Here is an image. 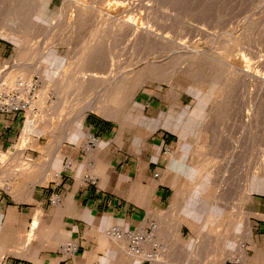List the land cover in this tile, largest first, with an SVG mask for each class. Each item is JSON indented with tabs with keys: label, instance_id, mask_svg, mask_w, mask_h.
Here are the masks:
<instances>
[{
	"label": "rangeland",
	"instance_id": "374dc122",
	"mask_svg": "<svg viewBox=\"0 0 264 264\" xmlns=\"http://www.w3.org/2000/svg\"><path fill=\"white\" fill-rule=\"evenodd\" d=\"M46 1L49 18L40 20L27 54H18L17 43L0 36L8 45L0 72L24 61L42 65L55 55L56 63L61 64L53 72L59 80L66 79L64 85L72 81L74 91L54 108L56 89H51L46 106L37 104L38 113L27 133L24 121L29 114L22 115L18 136L24 142L0 161L2 198L28 202L31 184H47L54 179L51 161L59 154L60 144L69 140L79 143L84 138L77 139L74 125L80 110L122 126L116 118L91 110V104L108 103L107 80L154 64L161 72H152L133 100L151 91L170 96V101L176 100L187 111V137L180 139L178 149L169 146V154L164 148L163 155L171 162L185 159L196 170L192 189L147 215V227L152 226L163 247L162 264H219L224 259L225 264H231L237 260L227 258L241 256L237 247L243 238L238 237L240 243H217V239L224 230L241 232L245 213L254 209L253 197L252 204L247 203L248 194L264 193L259 190L264 188V0H80L93 19L84 37L74 44L52 38L70 20L68 0ZM12 3L0 11V27L14 19L38 15L36 0ZM110 15L126 19L127 25L119 33L106 36ZM138 24L150 28L148 39L135 38L131 28ZM187 47L201 54L202 60L196 65L182 57ZM220 66L226 70L222 72ZM240 69L262 80L244 79L237 74ZM28 70L14 76L29 79L41 75L33 68ZM0 81V87L10 88L3 79ZM132 81L116 107L128 97ZM42 88L43 83L40 91ZM90 132L85 126L83 133ZM44 172L45 177L51 172L50 179L42 180Z\"/></svg>",
	"mask_w": 264,
	"mask_h": 264
},
{
	"label": "crops",
	"instance_id": "0c3cea01",
	"mask_svg": "<svg viewBox=\"0 0 264 264\" xmlns=\"http://www.w3.org/2000/svg\"><path fill=\"white\" fill-rule=\"evenodd\" d=\"M7 46L1 39L0 62ZM143 94L133 102L136 118L130 127L85 115L82 130L86 126L99 136L98 147L86 149L84 138L62 142L52 163L54 179L31 184L30 201L0 195V264H148L133 260L126 243L113 240L109 229L147 226L151 210L165 208L175 195L194 187L196 170L185 159L171 162L163 155L166 146L178 149L180 139L187 137V111L174 96L172 102L165 94ZM21 118L0 116V161L24 142L18 136ZM25 118L27 133L29 115ZM55 194L61 196L59 203L50 200ZM253 204L246 256L231 264H264V193L253 195ZM70 241L77 246L68 254L59 245Z\"/></svg>",
	"mask_w": 264,
	"mask_h": 264
},
{
	"label": "bare ground",
	"instance_id": "6f19581e",
	"mask_svg": "<svg viewBox=\"0 0 264 264\" xmlns=\"http://www.w3.org/2000/svg\"><path fill=\"white\" fill-rule=\"evenodd\" d=\"M11 4H13L12 0H0V11L7 10L9 8V5H11ZM85 5L86 4L82 3L80 0H68V8L70 10V20H68L67 23L63 25L64 27H62L59 31L54 33V36H52L53 39L55 38L54 40L64 38L65 40H67L69 42V44H74L76 42H78V43L80 42V39L84 37L85 28H87V26L89 25V23L93 19V15L91 13L87 14L85 12V10H86V8L84 7ZM46 6H47L46 0H39L38 2L36 0L34 7L36 8V11H38V15L33 16V14H30L29 17H26V19L21 20V21H17L14 19V20H12L13 22L6 23L0 27V36L6 37L9 40L17 43L18 54L25 55L28 53V51H29L28 45H29L31 39H33L35 29L39 27L40 20L43 18H49ZM106 13L107 12H104V14H106ZM117 15H110L109 20L111 23H108V29L106 30V33H105L106 36H110V35L114 34L115 32H116L115 34H117V32L119 33L122 30V28L127 25V23H126L127 20L124 18H121ZM130 24H131V22H130ZM132 29H133L132 33L136 36L135 38L138 41H143V40L148 39V37L152 33L150 28H143V26H139V24H138V26L134 25V27L131 28V30ZM98 40H100V39H98ZM104 45H105V43H104ZM102 47H103V45H102ZM89 48H90V46H89ZM99 53H100V51H99ZM101 53H103V52H101ZM84 55H86V54H84ZM182 57L189 60L190 65L192 63L194 64L196 62L199 63L202 60L201 54L197 50H195L194 48H191V47H187L184 50ZM179 58L181 59V57H179ZM56 59L57 58L55 57V55H53L51 60L43 63L42 65H37L34 62H33L34 64L33 63H25V61H24L23 64H19L17 66L15 65V67H13V68H11V66H10L9 69L7 70V72H5V73L0 72V79H3L6 82L7 87L12 88L14 80L17 77V76H14V74L16 72H24L25 74H27V72L29 71L28 69L33 68L35 71H37L38 73L41 74L40 76H41L42 83H43V88L39 93V100H38L37 104L39 105L40 108L45 107L46 106L45 104L48 101L49 92L51 91V89H56V91H55L56 94L54 93L55 94V96H54L55 100H53L54 102L52 103V107H54V108L59 107V104L66 102L68 99V95L74 91V86H73L74 84H72V81H70L71 85H64L63 83L65 82L66 79H60L59 80L58 77L55 75V73L53 72V68L55 66L61 64V63L57 64ZM38 60H39V58H38ZM214 61H216V60H214ZM194 65H196V64H194ZM225 65L227 66L229 64H225ZM220 67H218V68L220 69ZM223 67H224V65H223ZM223 67H221V68L223 69ZM191 68H192V66H191ZM228 68H229V66H228ZM236 69H238V67ZM225 70H226V68L223 69L222 72H224ZM241 70H243V69H240V71L237 74L239 76H242L243 78L249 77L251 80L253 79L252 81H254V79H256L258 81L262 80L260 78H257L258 76L257 77H255V76L251 77V73L246 71V70H244L245 72L242 73L243 71H241ZM152 72L158 73L161 71H160L159 67L156 68L154 64L152 65L149 63L146 66H144L143 68L132 71L129 74L121 75V76H117V77L115 75L113 79H110L109 81L107 80L106 84L104 85L105 89H106V94H107V96L105 97L106 98L105 100L108 103L102 104L100 101L94 102L91 104V110H96L100 113H103L106 117L116 118L118 121L121 122L122 128H127V125L130 123V121L132 119L136 118V114L134 113V111L132 109V105L134 102L133 96L136 94L137 90L138 91L140 90L139 88L143 87L144 82L146 80H148L147 78H151L150 74ZM218 72L220 73L219 70H218ZM242 77H239V78H242ZM131 78H133V81H132V85L129 87L128 97L121 102V103H123L121 105V107H116L115 104L117 103L119 98H121L120 96L123 94L124 89L128 86ZM254 82H256V81H254ZM263 83H264V81H263ZM251 84H252V82H251ZM200 88L201 87H198L199 92L201 91ZM80 108L82 109L83 107L80 106ZM37 111L36 112H29V121L30 122L28 123V126H27L28 130L30 128L31 122L34 119L33 118L34 114L38 113ZM86 113H87V111L82 109L79 111L78 115L76 116L77 119L75 120L74 125L78 129V130L76 129L77 134H78L77 139H80L81 136L84 138H87L90 136L89 133H83V130H82V122H83V118H84ZM73 133H74V131H73ZM56 156H58V154L57 155L55 154L53 159ZM53 159L51 161V167H52V163L54 161ZM49 168H50V165H49ZM45 173H47V172H44L42 177H45ZM56 175H57V173H56ZM259 190L264 192V188L259 189ZM252 197H253V194L250 192L248 194V197H247V203L249 205L252 204ZM241 230H242L241 232L239 231L240 233L237 231H235L234 233H232V232L230 233L229 230H224L219 234V238L217 239V243H222V242L235 243V241H237V240H239V243H240V239H238V237L243 238V240H242L243 242L240 243L239 246L237 247L238 248L237 253H239L241 256L237 257V256L230 255V256H228L227 259H240L241 260L245 255V243L249 239V237L252 236L251 235L252 234L251 212H249V211L247 213H245V215H244L243 229H241ZM177 234L179 236L178 242H180V232L178 231ZM225 262H226V259L222 260L219 264H225Z\"/></svg>",
	"mask_w": 264,
	"mask_h": 264
},
{
	"label": "built area",
	"instance_id": "2783aa9c",
	"mask_svg": "<svg viewBox=\"0 0 264 264\" xmlns=\"http://www.w3.org/2000/svg\"><path fill=\"white\" fill-rule=\"evenodd\" d=\"M42 80L40 75H33L29 79L23 76H17L12 88L0 87V116H22L28 112L38 110V99ZM86 140V149L93 150L98 147L100 138L96 133L90 132ZM171 148L165 147L164 153L169 154ZM66 167H70L67 164ZM159 171L154 173L159 176ZM53 203H59L61 196L55 194L51 199ZM108 235L117 242L126 243V249L130 256L135 257L148 264H162V244L157 241V235L154 234L152 226L141 227L126 231L119 225L112 226ZM76 243L73 241L60 244L59 248L68 254L76 249ZM157 258V259H156Z\"/></svg>",
	"mask_w": 264,
	"mask_h": 264
}]
</instances>
